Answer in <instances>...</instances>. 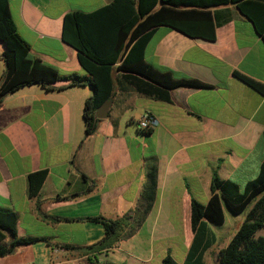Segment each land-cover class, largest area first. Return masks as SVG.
I'll use <instances>...</instances> for the list:
<instances>
[{"label": "crops", "instance_id": "0c3cea01", "mask_svg": "<svg viewBox=\"0 0 264 264\" xmlns=\"http://www.w3.org/2000/svg\"><path fill=\"white\" fill-rule=\"evenodd\" d=\"M7 1L30 59L63 77L89 78L77 51L62 39L63 19L113 0ZM209 11L215 19L213 41L158 26L144 51L154 68L207 88H176L162 101L117 83L106 118L86 139L82 110L92 96L88 85L59 89L57 84L47 91L35 84L3 98L0 208L17 214L18 237L41 240L0 257V264H162L168 253L178 264H218V253L242 223L227 220L223 206L221 226L202 221L193 231L191 201L208 202L214 169L241 191L259 175L264 94L234 74L264 86V41L235 5ZM4 69L0 58V81ZM146 112L159 123L148 135L137 126ZM152 169L156 198L144 223L132 236L92 249L104 229L88 219L117 220L133 210ZM40 171L46 177L29 196L28 175ZM9 241L7 236L4 243Z\"/></svg>", "mask_w": 264, "mask_h": 264}, {"label": "trees", "instance_id": "16d2710c", "mask_svg": "<svg viewBox=\"0 0 264 264\" xmlns=\"http://www.w3.org/2000/svg\"><path fill=\"white\" fill-rule=\"evenodd\" d=\"M263 0H113L92 13L72 12L63 19L62 39L77 51L78 62L89 78L60 76L53 68L39 60L30 59L29 46L19 36L11 19L8 1L0 0V58L5 69L0 81V104L3 98L23 87L38 84L45 90L88 85L92 96L84 102L82 117L84 139L97 129L100 119L96 111L114 97L115 84L125 83L136 92L168 101L169 92L176 88H207L196 79L177 77L160 71L144 60L146 44L158 26H168L190 38L213 41L215 19L210 8L233 4L249 19L256 33L264 41ZM115 75V76H114ZM239 80L260 94L264 86L246 76L235 73ZM141 131V130H140ZM150 134L152 130L141 131ZM46 171L28 175V193H38ZM156 170L146 176L139 199L133 210L117 220L89 218L102 225L104 238L94 248L109 247L120 238L132 236L144 223L156 198ZM223 206L232 215L245 213L244 220L228 245L218 253V264H264V162L257 178L248 182L243 191L220 179L214 169L210 182V198L206 204L191 201V225L196 230L200 222L215 226L224 223ZM18 216L0 208V257L16 248L40 241L39 238L18 237ZM10 238L4 243L6 237ZM91 249V248H90ZM112 264V263H107ZM162 264H178L168 253ZM184 264H191L190 261Z\"/></svg>", "mask_w": 264, "mask_h": 264}, {"label": "built area", "instance_id": "2783aa9c", "mask_svg": "<svg viewBox=\"0 0 264 264\" xmlns=\"http://www.w3.org/2000/svg\"><path fill=\"white\" fill-rule=\"evenodd\" d=\"M158 124H159L158 120L153 115L146 112L139 119L137 126H138V129L141 131H148V130H153L154 128H156Z\"/></svg>", "mask_w": 264, "mask_h": 264}, {"label": "water", "instance_id": "95a60500", "mask_svg": "<svg viewBox=\"0 0 264 264\" xmlns=\"http://www.w3.org/2000/svg\"><path fill=\"white\" fill-rule=\"evenodd\" d=\"M110 103H111V101L110 100H107V101H105L99 108H98V110L96 111V117L98 118V119H104V118H106V116H107V110H108V108H109V106H110Z\"/></svg>", "mask_w": 264, "mask_h": 264}, {"label": "rangeland", "instance_id": "374dc122", "mask_svg": "<svg viewBox=\"0 0 264 264\" xmlns=\"http://www.w3.org/2000/svg\"><path fill=\"white\" fill-rule=\"evenodd\" d=\"M243 219H244L243 215H232L229 213V217L227 220H231L232 222H237L241 224ZM259 235H264V229L257 232L256 236H259Z\"/></svg>", "mask_w": 264, "mask_h": 264}]
</instances>
